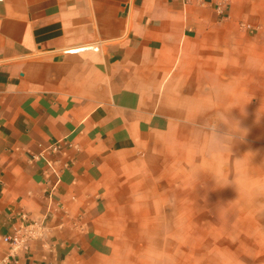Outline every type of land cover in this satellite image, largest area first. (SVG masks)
<instances>
[{"label": "crops", "instance_id": "obj_1", "mask_svg": "<svg viewBox=\"0 0 264 264\" xmlns=\"http://www.w3.org/2000/svg\"><path fill=\"white\" fill-rule=\"evenodd\" d=\"M199 166L264 185V0H0V264H149Z\"/></svg>", "mask_w": 264, "mask_h": 264}, {"label": "rangeland", "instance_id": "obj_2", "mask_svg": "<svg viewBox=\"0 0 264 264\" xmlns=\"http://www.w3.org/2000/svg\"><path fill=\"white\" fill-rule=\"evenodd\" d=\"M216 160L208 166L215 174ZM174 174L163 186L171 215L145 236L151 250L141 251V263L264 264V185H224L231 169L220 180L205 177L201 166Z\"/></svg>", "mask_w": 264, "mask_h": 264}, {"label": "built area", "instance_id": "obj_3", "mask_svg": "<svg viewBox=\"0 0 264 264\" xmlns=\"http://www.w3.org/2000/svg\"><path fill=\"white\" fill-rule=\"evenodd\" d=\"M217 11L220 15H225V7L220 4L217 6ZM70 141L66 139H59L52 142L47 148H45L36 157H44L45 162L48 163L49 167L59 174V169L56 168L58 160L47 156V154L58 155L65 147L72 146ZM39 226L37 221H33L29 224H24L20 229H18L13 236H6V240L12 245V251L14 255L18 253L19 250H27L30 247L29 240L35 237V228Z\"/></svg>", "mask_w": 264, "mask_h": 264}]
</instances>
